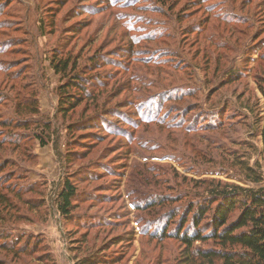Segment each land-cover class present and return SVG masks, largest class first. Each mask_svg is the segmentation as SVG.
Listing matches in <instances>:
<instances>
[{"label":"rangeland","instance_id":"obj_1","mask_svg":"<svg viewBox=\"0 0 264 264\" xmlns=\"http://www.w3.org/2000/svg\"><path fill=\"white\" fill-rule=\"evenodd\" d=\"M51 60L68 61L96 102L57 115L64 79ZM263 78L264 0H0V117L29 124L17 151L1 154L13 175L0 179V195L15 200L8 184L33 189L15 200L16 219L0 221L17 248L0 246V264L90 255L98 264H189L179 241L156 232L172 214L169 231L180 228L200 181L264 187L242 169L264 179ZM99 110L101 119L68 133ZM55 148L76 155L63 162ZM64 179L78 190L66 223L54 205ZM26 199L39 207L28 210Z\"/></svg>","mask_w":264,"mask_h":264},{"label":"trees","instance_id":"obj_2","mask_svg":"<svg viewBox=\"0 0 264 264\" xmlns=\"http://www.w3.org/2000/svg\"><path fill=\"white\" fill-rule=\"evenodd\" d=\"M50 67L55 74L64 79V82L57 88L55 107L57 115L66 117L83 103L96 102L97 97L91 89H87L91 85L90 82L74 74L76 69L71 67L68 61L63 62L60 66L59 63H54L51 60ZM69 67L70 72L67 73ZM262 82L260 93L264 101V78ZM34 105L35 103L32 105L30 113L38 115V109ZM103 113L105 110H99L93 112L88 118L69 124L67 126L68 133L89 127L90 123H93L91 121L101 119ZM12 118L14 117H0V131L5 132L0 134L2 136V138L0 136V157H2V153H15L17 151L16 144L24 137V132L29 128L28 122L14 121L11 120ZM259 123L262 126L261 139L264 143V105ZM8 130L10 132L7 133ZM7 137L10 139L8 140ZM35 138H38L41 147L47 144L42 136L37 135ZM7 146H11L13 149H9ZM55 154L63 162L69 161L76 155L75 152L69 150L65 156H62L57 148H55ZM12 165L9 162H0V179L6 177L12 180L13 172L4 174V169ZM242 169L245 173V181L255 186L263 183L264 179L259 169L248 166H244ZM199 183L206 186L201 194L194 196L193 200L188 203L184 214H181L180 228L178 227L176 232L169 231V226L173 224L172 220L175 217V214H172L173 216L170 217L166 227L157 230L158 238L179 241L185 247L186 262L189 264H214L215 261H219L221 264H264V187L244 188L234 184H221L213 180L200 181ZM5 190L17 201L21 199L22 193H33L31 186L24 189L8 184L5 186ZM77 196L78 190L73 181L64 179L55 193L54 205L57 214L65 223L73 221L74 202ZM15 200L0 195V212L5 213V218H0L1 222L6 224L12 219H16L19 208L16 206ZM21 204L24 207L27 206L28 210L39 207L36 200L32 199L23 200ZM7 233V227L0 228V246L7 254H15L17 248L8 246L9 234ZM208 242H212L217 248L209 250L194 247L195 244ZM99 259L96 255H90L80 260L78 264H98L101 263Z\"/></svg>","mask_w":264,"mask_h":264}]
</instances>
